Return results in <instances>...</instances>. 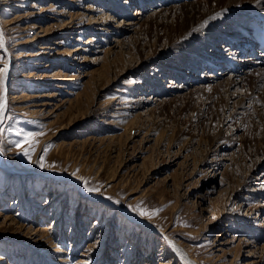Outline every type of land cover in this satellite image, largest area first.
<instances>
[{
	"label": "rangeland",
	"instance_id": "rangeland-1",
	"mask_svg": "<svg viewBox=\"0 0 264 264\" xmlns=\"http://www.w3.org/2000/svg\"><path fill=\"white\" fill-rule=\"evenodd\" d=\"M188 2L214 3L0 0V264H185L174 244L195 264H264V81L237 56L224 72L162 51ZM208 38L187 42L199 58L243 37Z\"/></svg>",
	"mask_w": 264,
	"mask_h": 264
},
{
	"label": "bare ground",
	"instance_id": "bare-ground-1",
	"mask_svg": "<svg viewBox=\"0 0 264 264\" xmlns=\"http://www.w3.org/2000/svg\"><path fill=\"white\" fill-rule=\"evenodd\" d=\"M205 1L207 3L209 0H205ZM212 1H214L213 5H207L206 4L207 6H201V4L199 2H197V3L188 2L190 4V6H185L186 5L185 4L184 6L181 7L179 20H176L175 23L163 22V25L162 24L161 25L165 26L167 30L165 29L166 34L164 36H166V41L162 46V51L165 53H166V51H175L174 55H178V56H183L184 55L183 53H188L191 56V59L193 60L194 64H198V66H199L200 62L205 61L208 63L209 67L215 66V65L223 66L224 72H229V71L232 72L234 69H237L238 63H237V65H233L234 64L233 61L235 60V56H237L236 61L238 60V62L239 61H243V62L249 61L252 64H257L258 66H256V71L258 72V75H257V77L255 76L257 79L255 78L256 80H252L251 84H249L250 87L254 88L257 86L256 85L257 80L258 81L259 80L264 81V68H262L260 66L262 63H264V54H263V52L254 49V51L251 54L258 53L257 59L251 58L248 55L243 56L240 53H242V51H245L247 48L245 49V47H241V44H239L240 45L239 47H238V45L234 46L235 43L233 42V40L236 39L237 37L247 38V40L246 39L245 40L249 44L248 47L250 46V36L246 35V31L249 30V27L252 25L254 20L262 21V19L264 18V0H212ZM200 8H202V9H200ZM249 24H250V26H249ZM203 33H206L208 35V37H209L208 42L212 45H214V43L217 40H221L222 42L225 41L227 44L233 45L234 46L233 49L228 51V53H231L232 57H229V56L224 57L221 54L220 55H213V54H210L208 52L205 54V56H200V58H199L198 55L196 54L197 52L192 51L191 47L194 44L193 43L187 44V42L188 41H195L197 35H201ZM225 35L229 36V37H233V38H228ZM172 48L176 49V50H172ZM238 48H240L241 50L239 51ZM247 52H248V54L250 53L249 50ZM140 53H141V51H140ZM142 54H143V52L141 53V55ZM233 54H234V56H233ZM235 54H238V55H235ZM149 57L150 56H146V61L149 60ZM217 59L218 60H220V59L225 60L230 66L227 67V65H226L227 63L225 65H223V63H222L223 60L220 62H216ZM154 60L156 61V59H154ZM6 61L7 60H5V62H3L4 63L3 66H5V63H7ZM143 62H145V60ZM194 64H193V67L191 70L195 71V70L199 69V67H197V66L195 67ZM242 64H245V63H242ZM158 66H161L162 68L166 66V68H167L169 65L159 63ZM179 66H180V71L185 70V67L181 68V64ZM186 68H191V67L187 66ZM1 69L6 70V66L2 67ZM169 69L174 73L176 72V70L172 66L169 67ZM5 72L2 75V81L3 82L5 81V77H4ZM218 73H220V72H218ZM191 76L194 77L193 73ZM229 76H230V74H229ZM227 81H228V84L230 85L231 83L234 84L235 83L234 81H237V80L234 79V77L233 78L230 77V79L228 78ZM216 85H214V86H216ZM214 86H213V88H214ZM236 88L237 87L235 86L233 89H236ZM225 89L227 90V86ZM211 90H212V88H211ZM228 90H230V89L228 88ZM231 91H233V90L225 91L222 93H226L228 100L229 99L232 100L234 98L232 100L234 103L233 105L236 104L237 107L240 106L239 104H241V102H242V104H244L243 103L244 100H242V98L244 96H246L244 98H248V101H249V99L251 100V95H252L251 93H250L251 95H249L245 92L240 94V92L234 93L235 91L234 92H231ZM236 91H237V89H236ZM3 92L5 93V90H3ZM2 96H3V94H2ZM240 99L242 101H240ZM254 99H255V97H254ZM257 99L260 100L259 103L262 105V107H264V89H263L262 93L259 96H257ZM252 100H253V97H252ZM0 103H4L7 106L6 98L5 97H3V99L1 98ZM187 105L188 104L186 103L185 107ZM6 106L4 107L3 111L0 112V123H1V120L3 117V113L6 109ZM251 106H253V105H251ZM185 107H183L182 110L180 109V111H183ZM242 107H244V106H242ZM242 109H244V108H242ZM246 109H248V108H246ZM234 112L236 113L237 110ZM251 112L253 113V111H251ZM261 114L262 113H260V110L259 111L256 110V115L259 116L260 121H262V123L264 125V120H263L264 117L261 118V116H262ZM194 115L198 119L199 116H198L197 112H195ZM230 115H232V114H230ZM253 115H255V114L253 113ZM253 115H251V116H253ZM263 115H264V113H263ZM232 116H234V114ZM211 135L213 136V133L210 134V136ZM259 139H260V137H259ZM209 140H211V139H209ZM260 143H264V130H262V136H261V142ZM167 237L169 240H172L171 237H169V236H167ZM172 241L174 242V240H172ZM174 250L184 260L185 264H195L194 259L187 252H185L183 249H181L176 244H174Z\"/></svg>",
	"mask_w": 264,
	"mask_h": 264
},
{
	"label": "snow or ice",
	"instance_id": "snow-or-ice-1",
	"mask_svg": "<svg viewBox=\"0 0 264 264\" xmlns=\"http://www.w3.org/2000/svg\"><path fill=\"white\" fill-rule=\"evenodd\" d=\"M2 37H3V32L2 31H0V48H3L4 47V41H3V39H2ZM3 59V57H0V60H2ZM6 70L5 69H0V75H3V73L5 72ZM6 105L4 104V103H0V112H2L3 111V109H4V107H5ZM36 134H34V133H28L25 137H24V142H23V144H21V143H17V147H21V148H23L25 145H28L29 146V150H27V151H23V155L25 156V157H27L29 160H31V155L33 154V152L35 151V141H34V136H35ZM46 150V149H45ZM40 160H41V164H40V167H44L45 165H44V163H43V160H44V156H41L40 157ZM87 190L89 191V192H95V191H98V189H96V188H91V187H88L87 188ZM140 215L141 216H146V215H148V213L147 212H145V211H141L140 212Z\"/></svg>",
	"mask_w": 264,
	"mask_h": 264
}]
</instances>
